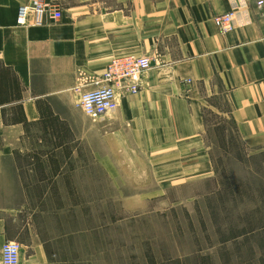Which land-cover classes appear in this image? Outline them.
<instances>
[{
	"label": "crops",
	"instance_id": "0c3cea01",
	"mask_svg": "<svg viewBox=\"0 0 264 264\" xmlns=\"http://www.w3.org/2000/svg\"><path fill=\"white\" fill-rule=\"evenodd\" d=\"M27 1L0 0V264L9 240L22 244L24 262L102 263L99 249L88 261L82 248L65 243L73 232L57 237L49 217L25 220L23 209L37 206L27 194L34 191L27 172L67 175L68 161L95 153L104 160L107 151L121 150L107 148L110 138L116 145L131 137L151 155L197 147L195 171L180 173L210 176L202 147L207 98L222 99L227 108L210 107L234 121L247 146L264 151L260 0H53L60 19L19 25L18 8ZM234 7L237 26L223 35L214 17ZM122 55H149L158 64L141 76L139 93L121 95L113 113L93 121L77 104L80 93ZM80 125L87 134H75ZM35 159L49 162L48 171L26 168ZM59 161H66L60 170L51 166ZM28 231L32 241H22Z\"/></svg>",
	"mask_w": 264,
	"mask_h": 264
},
{
	"label": "rangeland",
	"instance_id": "374dc122",
	"mask_svg": "<svg viewBox=\"0 0 264 264\" xmlns=\"http://www.w3.org/2000/svg\"><path fill=\"white\" fill-rule=\"evenodd\" d=\"M207 100L202 147L210 176L180 173L195 171L197 147L151 155L131 137L116 145L110 138L107 148L121 150L104 160L95 153L68 161L59 177L27 172L37 206L23 209L25 220L49 217L57 237L73 232L65 243L88 261L99 253L104 264H264V151L247 146L232 119L210 107L227 108L222 99ZM76 131L87 134L81 125ZM27 167L44 173L50 165L35 159Z\"/></svg>",
	"mask_w": 264,
	"mask_h": 264
},
{
	"label": "built area",
	"instance_id": "2783aa9c",
	"mask_svg": "<svg viewBox=\"0 0 264 264\" xmlns=\"http://www.w3.org/2000/svg\"><path fill=\"white\" fill-rule=\"evenodd\" d=\"M264 0L258 1L262 6ZM237 8L218 14L214 22L221 34L226 35L237 26ZM63 13L53 0H28L19 6L17 23L36 25L42 18L58 20ZM42 17V18H41ZM158 64L149 55H122L112 58L103 73L93 79L92 89L81 91L78 105L93 121L113 113L119 106L121 95H133L140 92L141 76ZM22 244L19 241H6L1 249L3 264H34L21 259Z\"/></svg>",
	"mask_w": 264,
	"mask_h": 264
},
{
	"label": "trees",
	"instance_id": "16d2710c",
	"mask_svg": "<svg viewBox=\"0 0 264 264\" xmlns=\"http://www.w3.org/2000/svg\"><path fill=\"white\" fill-rule=\"evenodd\" d=\"M233 121V120H232ZM234 122V121H233ZM206 124V126H207V123H205ZM234 125H235V123H233ZM236 127V126H235ZM237 130V129H236Z\"/></svg>",
	"mask_w": 264,
	"mask_h": 264
}]
</instances>
